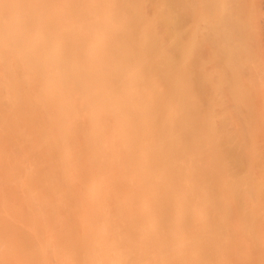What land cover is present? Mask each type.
Returning a JSON list of instances; mask_svg holds the SVG:
<instances>
[{"label": "bare ground", "instance_id": "obj_1", "mask_svg": "<svg viewBox=\"0 0 264 264\" xmlns=\"http://www.w3.org/2000/svg\"><path fill=\"white\" fill-rule=\"evenodd\" d=\"M86 1L87 6L86 3L81 6V2L83 3ZM224 1L228 3L235 0H147V13L144 11L143 16H140V13H138L139 16H134L136 12L133 10L135 12L134 15L129 19L125 18L124 22H121L117 19H122V17H124L122 12H124V9L131 3H129L128 0H74V4L76 2L79 4L80 2V5L77 4L74 6L75 8L77 7L82 11H84L85 8L87 11H84L83 14L81 12L82 15L79 14L78 17L75 16L70 19L65 16V18L62 17L63 13L59 14L61 12L57 13L58 0H12L8 2L6 0H0V59L11 56L16 58L13 62L3 59V61L0 60V80H2V82L4 80V85L2 84L1 87H5L7 89L6 92L11 96H16L19 91L27 93V101L29 100L27 105H30V108L36 111L40 109L39 106L41 102L36 98L56 90L60 85L57 78L60 72L73 69L81 60L79 56L80 53L71 54L70 52L65 55L53 52L51 49L42 48L46 42H50V39L58 41L59 38H64L65 34L63 35L59 32L55 35L52 34L53 36H51V33L45 34L46 30L55 29V27L57 28L62 25L65 27L67 26L66 28L69 30L73 29L80 31L81 35L85 37L84 39L87 37L89 38V36L92 37V35H97L99 32L111 27L116 31L115 35L109 34L108 32L103 33L101 36L99 35V37H97V41L95 40L92 42L91 50L93 51V55L88 57V61L84 64L82 72V75L88 74L87 77L79 79L77 75H66L64 83H72V88L74 90L79 89L80 94L78 99L80 103L90 104V101L95 98V96L87 98L85 93L96 87L99 82L102 83L105 81V79L101 77L106 70H110V73L113 75L117 72L126 73L131 78L132 85L129 89L133 90H129L127 103L133 112L141 111L138 105L144 100V93L150 92L149 89L138 88L136 86L150 79H161V76L157 73H162V71L164 72L165 79L173 78L177 69L178 76L188 81L192 80V82H194L193 80L195 79L202 88H204V86L209 88L210 84L218 83L219 85L226 84L227 86L223 85L224 88L230 90L231 88L229 89V86L234 87L233 84H240V81L236 83L237 80L234 79V77H237L236 70L234 69L237 66H234V64L238 62L237 60L240 62V60H243L244 57L248 55V52L245 53L248 46L253 48L252 50H254V47L257 48V46L253 44L255 43L253 42L255 39L252 40V47L249 45V43H251L250 38L252 37L247 35L250 37L248 39L244 33L248 34V32H245L246 29L251 31V28H247L246 23L244 24L246 28L241 26V29H243L242 33L249 40L243 39V41H245L244 45H248L247 47L245 46V51L240 45L243 43H240V39L238 40L237 38L240 36L239 33L241 31H238L239 33L237 32L239 36L234 33L239 30V26L237 30L232 27V30L235 31H231V26L235 23L233 22L235 21V17L241 20L237 25L245 22V19H243L244 15H242V17L238 16L240 14L238 13L236 1L232 2L236 7L232 6L233 4L225 5L224 10H220L221 15L216 17L211 16L212 13L210 14L208 7L214 6L212 2H215L216 5L219 3L224 4ZM135 2L136 1H134V3ZM249 2H251V0ZM252 4H256V2L252 0ZM244 5L245 8L249 7L248 3H244L242 7ZM146 6L144 8H146ZM118 7L122 8L123 11L120 10V12H115ZM233 7L236 8L237 11ZM251 7L252 6L248 9ZM253 8L250 12L255 10V8L254 10ZM256 8L259 9L258 7ZM244 9H240L242 10L241 14H244ZM248 9L247 11H249ZM215 10L216 8L212 12ZM250 12H248V14H250ZM110 13L112 14L111 19L104 18V16ZM214 13L216 14V12ZM49 15L53 16L48 19ZM242 20L244 22H242ZM248 20L250 19L248 18ZM248 20L246 21L249 22ZM92 21H95V25L92 24ZM252 22L249 23L252 24ZM139 29L142 32L147 30L150 32L149 34H151L152 40L150 41V39H148V41L151 42L150 55H155L154 53L160 51L167 53L166 61H163L165 63L163 65L160 63L163 68L161 72L155 73L160 65L155 67V63H153V65L149 63L150 60L148 57L135 61V58L139 55L137 56V49L133 52L131 50L134 48L131 49V47L136 44L134 42L138 31H140ZM142 36L144 37V35ZM42 38L44 41L48 39L43 45L40 41ZM140 38L142 37L140 36ZM199 38L205 39L206 45H204V47H201V44L197 43V39ZM239 38L242 39L241 36ZM3 40L7 41L2 47L1 42ZM235 40L238 41L236 42ZM140 41H142V39H140ZM140 41L138 42L140 43ZM31 42L36 43V45L30 44ZM150 42L148 43L150 44ZM202 42H204V40ZM46 45L49 46L47 43ZM112 47L117 48L120 52L126 50V53L123 54L124 58L127 59L125 63L119 62L115 53L111 50ZM145 47L147 48L145 50L146 52H144L148 55V46ZM239 48L243 50L241 51L243 59L242 56L241 58L238 56V59H235L241 50H239ZM201 50L204 52H200ZM252 50L251 54L253 53ZM138 51L139 49L137 52ZM255 54L254 57L258 58ZM248 58L250 59L249 55ZM257 58L253 60L250 59V61L247 59V65L250 66V64H253L255 67L254 63L250 62H257ZM235 60L237 62H235ZM151 62H154V59L153 61L151 60ZM242 63L241 66L238 63L236 65L245 72L247 71V66L243 63V66L246 67H242ZM249 66L248 71L250 72L251 66ZM239 68L238 70H240ZM208 70H211V75L209 72L206 74ZM228 71H231L230 73H232V75H229L230 73ZM247 72H245V76L248 74ZM250 74L245 78H251L252 75ZM227 75L229 77H227ZM230 76H234L232 80L229 79L231 78ZM240 76L243 79V75H239V77ZM24 78L27 80L24 83H20L19 80ZM228 79L231 82L235 80V83L232 82V84L228 85ZM121 81L122 79L118 80V86ZM107 82L108 80L106 83ZM61 84H63V82ZM222 85L221 90L224 91ZM118 86L109 88L108 84H106L104 91L96 97L102 95L110 96L113 94L114 87ZM218 89L220 88L218 87L217 90ZM211 91L212 90H210V94L207 93L209 92L208 90L206 92L208 95L207 97L211 98L208 99L205 97V99H208L209 103H207L205 99L203 101L207 103V105L205 104L206 106H204L206 108L209 106L210 102L214 100L215 96L221 93L216 92L215 89L213 92L218 94L214 95L213 92L211 94ZM225 91L220 95L221 97L219 96L220 98H222L223 95L226 96L227 92H229L226 91L225 93ZM3 94H5V90L2 92V95ZM192 94H190V96ZM225 96L224 98L229 95ZM163 97L164 95H161L162 99ZM56 99L58 100V98H55L52 101L54 102ZM52 101L51 103L48 102V104L42 105L39 112L42 111V113L48 114L51 110H56V108L51 106V104H53ZM26 103L24 102V104ZM21 104L17 107L21 108L24 106L23 102H21ZM204 107L202 105V108L205 110L206 108ZM192 117L194 118L196 116ZM243 117L245 118L246 116ZM238 119L235 121L241 123L243 120L242 117ZM249 119L246 118L244 120L250 121ZM197 120V127L187 126L186 128L188 133V139L186 140H189V137L193 136H195L196 139H194L195 141L193 139L187 141L189 143L183 151V153L185 152L186 164L187 162L188 164L190 162L195 163L194 167L193 164L191 165L192 167L186 170L188 172L183 170L184 163L175 164L176 166H163V168L160 167L159 171H157L160 163L173 161L178 155H181L178 153V150L172 149V146L165 145L163 141L169 133V130L165 129L163 126L165 121H158L156 124L154 121V126H151L154 129L150 127L148 129L146 128L149 133L154 134L157 132V138L155 139H147L146 137H141L137 141L126 139L130 131L129 129H134L135 125L132 128L125 129L124 131L122 130L119 140L112 139L110 141L109 148L116 152L114 158L115 162L111 164L102 163L98 166L94 165L91 169L92 171H90L91 175L89 176L90 173H88V176H86L88 180H90L91 177V179L94 180L93 183L90 184L89 188L87 187L88 184H84L83 186L84 188H88L87 190H98V193L91 195L89 198L87 197L88 200L84 201V203H80L85 205L90 201L95 203V208L98 204L102 205V202L107 204L108 209L104 211L98 210L97 208L93 209L98 211L96 214L105 217L102 219L104 223L110 225L108 235L105 239L99 240L98 245L91 247L92 245L90 244L84 248L85 252H83V255H93L92 260H90V262L87 261V263L101 264L99 262L102 261V264H264V234L261 233L260 229V226L264 223V188H261L264 186H261V183L263 184L264 181L261 178V180L258 179L259 177H257L256 174L260 171L259 169L257 171V168H259L262 161L258 160L261 162H257L259 166L257 167L256 164V169L249 170V172L255 171L251 173L252 176L250 174L249 176L248 174L246 175L249 168L246 167V164L248 163L250 166L253 165V163H249L253 154L250 159L247 155H251L249 153H252L251 147L253 149L255 143L258 144L257 146L255 145L256 148L260 147L259 142L254 143L256 140L249 141L250 143L253 142V146H251L252 144L250 145L247 140L251 138L256 139L257 136L255 134L257 133L253 131L254 135L251 134V138L248 139V137H246L245 139L247 140H245L242 136V131H246L247 134L252 131L250 127L247 129L248 127L244 125L248 123V121L245 122L243 120V122H245L243 125H239L240 123L234 121L240 127L238 128L242 133H239L237 137L240 140L242 139L240 142H243L240 143L238 141V143L241 145L247 141L244 145H250L248 146L250 147L248 150L250 152H243L242 149L245 148L243 145L242 149L238 148L239 151L235 149L237 153H234V150H231L232 142L228 144L227 141H225V144H228V146L231 144V146L228 148L229 150L225 151L223 149L225 152L221 153L219 146L224 141L221 144H217L216 141L209 147L210 144H208L209 146L206 145L209 137L211 136L214 138L217 137L216 135L218 134L217 140L219 141V139L224 138L220 134L224 132L226 134L229 132V134H232V128L235 129L237 127L236 124L234 122L235 125L231 123L235 127L230 126L232 127L231 130L229 129L230 127H228V130L225 128L226 131H224V127L227 125L226 120V123L222 120V123L225 125H220V119L219 124V121H212V117L210 116H197ZM105 124H108V131L122 128V126L117 127L111 124L110 119H107ZM243 126L246 129H243ZM78 128L79 131L80 129L85 130L83 124L78 126ZM146 129H141V131H145ZM252 129L256 128L253 127ZM246 132L244 134H246ZM219 136H221V138ZM211 137L210 139H212ZM229 138H232V135H229ZM234 140H236V138ZM234 140L232 141L234 142ZM236 142L237 141H235V143ZM216 144L219 149L215 147ZM225 144L221 146H226ZM240 145L237 144L236 146L239 147ZM261 146L264 145L261 144ZM136 147L139 148V152L135 157L134 153H131V151ZM253 151L254 155L257 154L259 157L261 154L264 155V151ZM259 152L263 153L258 154ZM225 153L226 155H224ZM219 154L221 156V162L218 159L219 157L216 158ZM222 156H227V158L223 160ZM261 157L260 158L264 160V157ZM254 161L256 160L252 162ZM243 162L245 164H243ZM242 166L243 168H247L245 169L247 172L241 170ZM107 167L114 169L115 176L118 177L117 182L111 186L102 184L111 174L102 175L98 173V171ZM204 168H206V170ZM207 168H209V172ZM237 168L241 169L237 170ZM202 169L205 171L202 172ZM235 169L236 171H234ZM261 169L262 170L258 172L259 174L264 173V166ZM53 177L52 175L48 178L50 184L52 183L54 186L53 189L59 187L60 184L64 186L63 183H59L56 181L55 177ZM156 177H158L157 181L155 180ZM136 178L141 180L138 183L136 182V185H133ZM76 181L79 183V180ZM56 184L58 186H56ZM76 185L79 188V185ZM78 192L77 195L75 194L77 198L75 199L74 197L73 200L64 196L69 200L65 201L63 205L67 206V208H71L75 205L73 203V206H71L72 201L78 203V197L83 196L82 191ZM84 194H87L85 189ZM46 200L47 199H44V201ZM234 200H236L235 203H233ZM50 203L49 201V204ZM49 204L46 203V205ZM39 208L43 210V207ZM248 212L254 213L255 218L249 220V218L246 219V217H242V214L247 215L249 214ZM172 216L183 217L184 220L181 221L180 224L177 222L175 223L169 219ZM44 227L46 229L45 234L50 235L52 232L50 224L47 223ZM141 231L146 232V236L143 238L134 236ZM39 233L41 234L40 238L42 236L45 237L44 233L41 231ZM226 235L231 236L232 240H228L229 242L225 243L221 241V239ZM183 239L187 240L186 246L174 244L176 240ZM132 247L135 248L133 251L131 249ZM104 248H109L108 252L103 251ZM256 250L260 251L257 253L258 255L255 257L251 256L252 252L254 251L255 253ZM48 254H56V251L52 250L51 253ZM167 255L169 256L168 258L163 260L160 259Z\"/></svg>", "mask_w": 264, "mask_h": 264}, {"label": "rangeland", "instance_id": "obj_2", "mask_svg": "<svg viewBox=\"0 0 264 264\" xmlns=\"http://www.w3.org/2000/svg\"><path fill=\"white\" fill-rule=\"evenodd\" d=\"M6 1L8 2L12 0ZM128 1L129 3H131L127 8L124 9L126 12H122L124 14V17H122V19H117L121 22H124L125 18L129 19L130 17H132L135 12L136 14L134 16H137L138 13H140V16H143L144 11L148 10L146 6L147 0ZM134 1L136 2L134 3ZM235 1H231L228 3L224 1V4L219 3L216 5L215 2H212L214 3V6L208 7V10L210 14L212 13V17H216L218 15H221L220 10H224L225 5L233 4L232 6H234L235 4L232 2H235L237 4L236 6L238 8V13L240 14L238 16L242 17V15H244L243 19H245V22L242 20V22L244 23H239L237 25V23L241 20L235 17V21L232 20L233 22H235L233 23L235 25V28L231 23L233 25L231 26V31L234 32L239 26V30L235 31L234 33L237 34L238 31H241L240 33H238L240 34L242 39L239 38V34H237V36H239L237 38L238 40L240 39V43H243L240 45L243 47L241 48L244 49V51L246 50L245 48L248 45H244L245 41H243V39L245 38L246 40H248L250 38L248 36H251V43H249V45L252 47V43L255 42L253 44L254 46H257V48L254 47V50H252L253 48H250L248 46L249 49L247 47V51H245V53L248 52L247 54L249 55L250 59L253 60L257 58L254 57V54L256 52L255 55L258 56V58L257 62L255 60V62H250L254 63L255 67L253 66V64H250L251 70L249 72L247 59L248 61H250V59L246 54H244L246 55V57H244L243 59V54H241V51L243 50L239 48V50H241L235 59H238V56L240 58L242 56L243 60H240L241 63H244L246 59L244 64H246L247 67L243 66V63L242 67H246L248 72H245H247L248 74L251 73L250 75L252 76L251 78L249 77L250 79L248 77L245 78L248 74H246L245 76L244 70L240 69L238 65H236L238 63L241 66V63L239 62V60H237L238 62L235 60V62L237 63L233 64L234 66H237L236 68H234L236 70L235 72L237 74V77L230 76L231 78L229 79L232 80V77H234V79L237 80L236 83H239L240 81V84H233L234 87L229 86V89L231 88L230 90L224 88L223 85L226 84H221L224 91H229L226 94V96L229 95L228 97L223 95V97L220 98V95H222L224 91L221 90V85H219L218 83H216L218 85L214 83L210 84L211 88H208L207 86H204V88H202L199 86L198 82L195 81V79L193 80L194 82H192V80L188 81L185 80V78H181L180 76H178L177 69L173 75V78L165 79L163 74L164 72L162 71V65L165 63L163 61H166L167 53L160 51L158 53H154L155 55H150V41L152 40L151 34H149L150 32L147 30L142 32L140 29V31H138L139 36L137 34L136 40L134 42L136 44L138 43V46L135 44L136 47L134 45L131 47V49L134 48L131 50L133 52H135L136 49H139L140 51L139 53V51L137 52L136 50L137 56H139L135 58V61L148 57L150 60L149 63H152V65L153 63H155V67L157 65H160L158 66V70L155 71V73L161 71L162 73H157L161 76V79H150L136 86L138 88L141 87L143 89L150 90V92L144 93V100L138 105V107L141 108V111L139 112H133V110L127 103V96L130 92L129 90L133 89H129V87L132 85V80L126 73L117 72L113 75L112 73H110V70H106L101 77L102 79H105V81L102 83L99 82L96 87L85 93V96L87 98H92L93 96H95V98L90 101V104L80 103L78 99L80 94L79 89L74 90L72 88V83H64L67 74H70L69 76L77 75L79 79L88 76V74L82 75V72L84 64H86V62L88 61V57L93 55L91 44L97 39V37H99V35L101 36L103 33L108 32L109 34L115 35L116 31L112 27L99 32V34L97 35H92V37L89 36L90 39L88 37L84 39L85 37L81 35L80 31H76L73 29L69 30L68 28H66L67 26L65 27L60 25V27H55V29L52 28L53 30H46L45 34L51 33V36L57 34L58 32L63 35L65 34V36L63 39L59 38L58 41H53L52 39H50L49 41L51 43L46 42L48 39L44 41V39L42 38L40 40L41 44L43 45L46 42L49 45L47 46L45 43L42 47L43 49H51L53 52L65 55L70 52L71 54L80 53L79 56L81 60L79 61V64L73 69L63 70L60 72L57 77L60 85L56 90L43 94L41 95V97L38 96L39 98H36L41 102L39 106L40 109H38L37 111L31 109L30 105H27L29 101H27V93H22V91H19L16 96H11L10 94H8V92H6L7 89L5 87H1L2 84L4 85V80L3 82L2 80H0V264H89L87 263V261L90 262V260H92L93 258V255H83V252H85L84 248L90 244L92 245L91 247H93L94 245H98L99 240L105 239L108 235L110 225L102 221V219L105 217L96 214V212L98 211L93 209L95 208V203L90 201H88L85 205L80 203H84V201H87L91 195L98 193V190H87L94 180L91 179V177L90 180H88L86 176H88L87 174L92 171L91 169L94 165L98 166L102 163L111 164L115 162L114 158L116 152L109 148L110 141L112 139L119 140L122 130L124 131L125 129L132 128L135 125L136 126L134 129H129L130 131L128 136H126V139L134 141L139 140L141 137H146L147 139H155L157 138V132L152 134L149 133L147 129L149 127L152 128L151 126H154V121L155 124L158 121H165L163 123V126L165 129L169 130V133L163 139V141L165 145L172 146V149L174 148L175 150H178V153H180L181 155H178V157L173 161L160 163V166H157V171H159L160 167L163 168V166H176L179 163H184L183 170H185V172H188L186 170L192 167L191 165L193 164L194 167L195 163L190 162L191 164H188L187 162L186 164L185 152L183 153V151L187 147L186 145H188L189 143L187 141H191L192 139L194 140L195 136L189 137V140H186L188 139L186 128L187 126H198L197 116H210L212 117V121H219L218 124L221 120L220 125H225L222 123V120H224V122L226 120L227 125L224 127V131L228 130V127L233 126L235 122H238L235 120L241 117L243 119V116H246L244 119L250 118V121H245L243 119L245 122L248 121V123L244 125L245 127H248L247 129H249L250 127L252 131L248 132V134L245 131L246 134H244L245 132H243V130L242 136L244 137V139L246 137H248L249 139L251 138V134L254 135V131L255 133H257L255 134L257 136L256 139L251 138L249 140H245H247L248 142L250 140H256L254 141V143L259 142V145L262 148H256L255 145L257 146L258 144L255 143L254 148L252 149L251 147V153L250 151H248L250 149V147L248 146H250L253 142L250 143V141V145L248 146H246L247 144L244 145L245 143H247V141L240 145L238 141L240 142L242 139L240 140L237 135L241 132L239 129L240 127L236 123L235 124L237 127L235 129L232 127L229 128L230 130L231 128L233 129L231 131L232 134H229L230 132L228 133L227 131L229 135H232V138H229V135L224 132L223 134H220L224 138L219 139V141L217 140L218 134L216 135L217 137L214 138L210 136L212 139H210L209 137L210 140L208 139L206 145L210 144V146H208L211 147V145L216 141L217 144H221L224 141L222 143L223 145L225 144V141H227L228 144L232 142V146L231 144L230 146L231 150H234V153H237V151H239L238 148L242 149L244 145L245 148L242 149V151H247V153L250 152L249 154L251 155H247V157L250 159L253 154L251 159L256 160L252 162L253 160L250 159L251 162L249 161V163H253V165L251 166L248 163L247 164L249 166L246 164V167H249L248 172L251 169H256L259 166L257 162L260 163L261 161L263 163L261 162L259 168H257V171L258 169L260 171L262 170L261 168H263L264 166V160L261 159V156L264 157V155H262L261 153L263 152L258 153L261 154L260 158L257 154L254 155L253 150L264 151V146H261V144L264 145V0H253L256 2V4H252V0L251 2H249L250 0H240V2L239 0ZM243 2L248 3L249 7H252L250 9H248L249 7L245 8V5L242 7V5L244 4ZM85 3L87 6V1L83 3L81 2V6H83L82 4L85 5ZM77 4L78 2L74 4V0H58L57 13L61 12L59 14L63 13L62 17L65 16L69 19L75 16L78 17L79 14L82 15L83 12H86L87 10H85L84 8V11H82L77 7L75 8L74 6H76ZM78 5H80V2ZM145 6L146 8H144ZM214 7L216 8V10L214 11L216 12V14L212 12L215 9ZM253 7L255 8V10ZM256 7H258L259 9H257ZM241 8H245L243 10L244 14H241ZM252 8L254 11L250 12ZM234 9L236 10V8ZM247 9L249 11H247ZM78 10L81 11L79 12ZM120 10H122V8L118 7L116 8L115 12H120ZM248 12H250V14H248ZM111 15L112 14L110 13L109 15L104 16V18L111 19ZM52 16L53 15H49L48 19H50ZM246 17H248L251 21ZM236 18L238 19V21ZM246 20H248L249 22H252L253 20V22L252 24H250ZM94 22L95 21H92L93 25H95ZM245 23L247 28H251H249L251 31H249L248 29H246L245 31L244 29L245 32H248V34L244 33L246 36L248 35V39L242 33L243 29H241L242 27H245ZM232 27L235 30H232ZM45 34L44 37L46 38ZM142 35H144V37ZM140 36L142 38H140ZM140 39H142V41H140ZM148 39H150V41H148ZM137 40L140 41V43ZM203 40L204 42H202ZM252 40L254 41L252 42ZM6 41L7 40H3L1 42L2 47L6 44ZM148 42H150V44ZM205 42L206 41L204 38L197 39V43H200L201 47H204V45H206ZM30 44L36 45V43L34 42H31ZM258 45L260 46V48ZM145 46H148V55L147 53H145V50L147 48ZM111 50L115 53V56L118 58L120 63L126 62L127 59H125L123 56V54L126 53V50L120 52V50L115 47H112ZM251 50L253 52V56L251 54ZM200 52H202V50ZM2 59L9 62H13L16 60V58L13 56L7 57L5 59L1 58L0 60ZM153 59L154 62H151V60L153 61ZM238 68L240 70H238ZM208 72L211 75V70L206 71V74H208ZM229 75H232V73H230ZM239 75H243V79L241 76L239 77ZM227 77L229 76L227 75ZM27 79H21L19 80V82L24 83ZM119 79H122V81L118 86L117 82ZM229 79L227 82L229 83L228 85L232 84V82L235 83V80L231 82ZM107 80L108 82L106 83ZM62 82L63 84H61ZM106 84H108L109 88H111L112 86L118 87H114L113 94H111L110 96L102 95L96 97L104 91ZM205 87H207L208 89ZM214 87L216 89V92L221 93H219L218 96H215L214 100L210 102L209 106L206 108L204 106L209 103L208 99L211 98L207 97L208 95L206 94V92L208 90L209 92L207 93L210 94V90H212V94V92L215 91ZM218 87L220 89L217 90ZM4 90L5 94L2 95V92ZM213 93L214 95L218 94L215 92ZM190 94L192 95L190 96ZM161 95H164L163 99L161 98ZM224 96L226 98H224ZM205 97L208 99H205ZM55 98H58V100L56 99L53 102L52 100ZM204 99L207 100V103L203 102ZM51 101L53 102L51 106L56 108V110H51V112H49L48 114L42 113V111L39 112L42 105L46 103L48 104V102L51 103ZM21 102H23L24 106L18 108L17 106H19ZM24 102L27 103L24 104ZM202 105L204 108H206L205 110L202 108ZM192 116L196 117L193 118ZM107 119H110L111 124H114L117 127L122 126V128L108 131V124H105ZM243 120L241 123L238 122L240 123L239 125H243V123H245L243 122ZM81 124H83L85 130L80 129L79 131L78 126H81ZM253 127L256 129H252ZM225 128L227 129L225 130ZM242 128L246 129L244 128V126ZM141 129L146 130L141 131ZM221 136L219 137L221 138ZM235 138L236 140H234ZM232 140H234V142ZM235 141L237 142L235 143ZM217 144L215 145V147L218 149L220 147L221 153L229 150L228 148H230L228 144H225L226 146H221V144L219 147ZM237 144L240 146L237 147ZM118 146L120 147L119 143ZM251 146H253V144ZM235 149H237V151H235ZM138 152L139 148L137 147L131 151V153H134V156H137ZM224 155H226V153ZM220 157L221 156L219 154L216 158H218L220 161ZM226 158L227 156H222L223 160H225ZM134 160L136 161L137 159ZM243 164L245 163L243 162ZM246 167L243 168L242 166V169H239L246 171ZM204 169L206 170V168ZM204 169H202L201 171L204 172ZM239 169L237 168V170ZM208 170L209 168H207V171ZM234 171H236V169ZM248 172L246 173V175L248 174L249 176L250 174L252 176L251 173H254L255 171H250L249 173ZM258 172L256 173L257 177H259L258 179L261 178L264 181V178H262L264 177V173L259 174ZM98 173L102 175H107L109 173L111 174V176H108V178L102 183L104 185H114L118 180V177L115 176V170L110 167H107L105 169L103 168V170L98 171ZM52 175L55 177L56 181H58L59 183H63L64 186H61L60 184L59 187H55V189H53L54 186L48 181V178H50ZM90 175L91 173L89 174V176ZM157 179L158 177L155 178L156 181ZM76 180H79V183ZM138 180L139 179L136 178L134 184L132 182L131 183L133 185H136V182H140L141 179L139 181ZM76 184L79 185V188ZM84 184H88V188H84ZM263 185L264 183H261V186ZM56 186L58 185L56 184ZM83 188L85 189L87 194H84ZM261 188H264V186ZM78 191H82L83 198L79 196L78 203L72 201L71 206H73V203L75 205L73 207L70 206L71 208H67V206H64L63 203L69 200L64 196L69 197L71 200H73L74 197L76 199L77 197L75 196V194L77 195L79 193ZM44 199H47V202L44 201ZM49 201L51 202L50 204ZM235 202L236 200H234L233 203ZM46 203H48L49 205H46ZM39 207H43V210ZM96 208L98 210L104 211L108 209V205L102 202V205L98 204ZM242 217H246V219L249 218V220H252L253 218H255V214L250 212L247 215L242 214ZM169 219L179 224L184 220L183 217L175 216H172ZM47 223L50 224V227L52 229L50 235L45 234L46 229L44 226ZM260 229L261 233L264 234V223L260 226ZM40 231L45 234V237L42 236L40 238ZM134 236L137 238H143L144 236H146V232L141 231L139 232V234L137 233ZM228 240H232V237L229 235H226L223 239H221V241L225 243L229 242ZM186 241V239L176 240L174 244L179 246H186ZM131 249L133 251L135 248L132 247ZM52 250L56 251V254H48L51 253ZM108 250L109 248L103 249V251L106 252H108ZM256 251L255 253L253 251L251 256H257V253H259L260 251ZM168 255L160 259L163 260L168 258ZM99 263L102 264L103 262L100 261Z\"/></svg>", "mask_w": 264, "mask_h": 264}]
</instances>
